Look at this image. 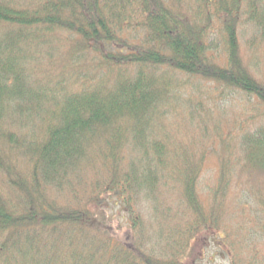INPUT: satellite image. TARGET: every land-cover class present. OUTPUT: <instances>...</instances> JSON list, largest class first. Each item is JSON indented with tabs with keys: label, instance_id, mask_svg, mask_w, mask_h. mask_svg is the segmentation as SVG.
<instances>
[{
	"label": "trees",
	"instance_id": "trees-1",
	"mask_svg": "<svg viewBox=\"0 0 264 264\" xmlns=\"http://www.w3.org/2000/svg\"><path fill=\"white\" fill-rule=\"evenodd\" d=\"M262 63L264 0H0V264H195L208 244L264 264L226 206L235 176L264 175ZM236 97L248 114L213 124L204 203L205 155L166 120L187 107L188 135L206 132Z\"/></svg>",
	"mask_w": 264,
	"mask_h": 264
},
{
	"label": "rangeland",
	"instance_id": "rangeland-1",
	"mask_svg": "<svg viewBox=\"0 0 264 264\" xmlns=\"http://www.w3.org/2000/svg\"><path fill=\"white\" fill-rule=\"evenodd\" d=\"M211 37L214 39L215 42H217L218 36L217 32ZM248 37L246 35H241L239 38L240 41V49H241V55L244 58L245 61L248 60L249 58V50H248V45H246ZM217 44V43H216ZM249 51V52H248ZM213 57L217 59V55L212 53ZM261 54H258V57H260ZM260 73L257 74V77L262 75L261 77H264V63H262L260 69L258 72ZM200 84V88H201ZM209 84H203L201 90H198V82L193 85L191 88L193 93L197 92H202L204 95L209 96L212 94V97L214 94L211 92L210 89H208ZM192 95H195L193 94ZM210 97V96H209ZM206 99V98H205ZM207 105L212 107V104L210 102H207ZM226 106V107H225ZM204 107H206L204 105ZM213 108V107H212ZM223 110L222 112H218L216 109H214L213 115H211V121L207 123L208 129L206 132H203L199 130L197 133L188 135V129L190 128V122H189V113L187 107L184 109L181 108V117L175 118L170 117L169 119L166 120V128L171 136V139L175 141L176 143L180 144V141L183 144H186L189 146V143H191V139L193 137V142H192V147L196 150L195 152L198 156L201 153H204L205 157L202 159L201 162V169L199 172V177L197 181V194L200 198V200L204 203H208L210 201L209 198V192L208 189L212 186H214V183L217 180L218 173H219V167H220V144L216 140V143L213 145L210 141L212 140L211 137L213 136V124L216 122L215 125H222L223 130L225 134L227 133V130L229 128L225 127L226 124H228L231 128L235 129L234 123L237 122L238 120L247 117V110H246V105L244 102L241 100V98L236 97L235 100L227 102L222 105ZM177 111V110H176ZM178 112V111H177ZM211 112V110H210ZM217 118V119H215ZM206 120V119H205ZM213 120V121H212ZM207 121V120H206ZM197 125V123H196ZM195 125V126H196ZM202 126V125H201ZM202 134L207 136L206 139L202 137ZM195 135V136H194ZM198 135V138H197ZM239 135L237 133L233 132L232 137H230L228 140L231 141L230 149H231V154L234 155L232 157V165L234 166V169L236 171H239L242 167H237L235 166L236 159H239L238 156V147L236 146L235 143L236 141H239ZM211 139V140H210ZM195 143V144H194ZM203 143V146L200 147V145ZM242 175L241 182H240V177L235 176V181L238 182V186L235 185L231 190L229 191L226 206L229 210L230 213V218L231 223L235 227H243L247 225V227L252 229V232L258 233L256 235V238L254 240V244L252 245L253 249H256L260 255L258 257L260 259L264 258V238H261L259 235V232L264 234V231H261L259 229L260 224H259V219L257 217H260V214H264L261 211L264 210V175L257 174L256 176L253 175H248L247 171H245ZM250 179V182L248 181ZM0 181H1V176H0ZM240 182V183H239ZM246 182V184L244 183ZM2 184L0 182V189H1ZM4 192L6 193L5 189ZM147 212L148 205L147 203H142L140 209H144ZM262 220H264L263 215ZM204 242V241H200ZM201 251V250H199ZM194 261H196L195 264H228V258L227 255L225 254L224 249H217L213 247L212 245L208 244L206 247V250L203 252V256H195ZM189 264V263H188ZM190 264H193L191 262Z\"/></svg>",
	"mask_w": 264,
	"mask_h": 264
}]
</instances>
